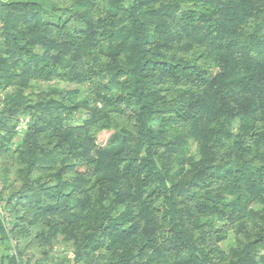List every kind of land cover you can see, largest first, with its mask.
Returning a JSON list of instances; mask_svg holds the SVG:
<instances>
[{
	"label": "trees",
	"instance_id": "1",
	"mask_svg": "<svg viewBox=\"0 0 264 264\" xmlns=\"http://www.w3.org/2000/svg\"><path fill=\"white\" fill-rule=\"evenodd\" d=\"M0 187L6 264H264V0H0Z\"/></svg>",
	"mask_w": 264,
	"mask_h": 264
},
{
	"label": "rangeland",
	"instance_id": "2",
	"mask_svg": "<svg viewBox=\"0 0 264 264\" xmlns=\"http://www.w3.org/2000/svg\"><path fill=\"white\" fill-rule=\"evenodd\" d=\"M60 86L64 87V85H60ZM67 88H73V87L72 86H68ZM107 137H108V133H102V134L98 135L97 136V143L100 144V145L104 144L105 141H106V139H107ZM230 241H231V236H229L228 237V240L223 243V247L228 246V243ZM63 251H66V249L64 250L61 246H59L58 248H56V251L54 253H55L56 257L57 258L59 257L60 259L63 258V256L65 254H66L65 256H68L69 257L70 251L67 250L66 253H64Z\"/></svg>",
	"mask_w": 264,
	"mask_h": 264
},
{
	"label": "built area",
	"instance_id": "3",
	"mask_svg": "<svg viewBox=\"0 0 264 264\" xmlns=\"http://www.w3.org/2000/svg\"><path fill=\"white\" fill-rule=\"evenodd\" d=\"M24 122H25V120L23 118H21L20 119V125L16 129V131H18L19 134H21L22 128L24 126ZM0 191H1V187H0ZM0 219H1V222H2L1 224H3L5 226L7 221H8V218H7V215H6L4 204H3L1 199H0ZM5 230L7 231L8 228L5 227ZM69 257L71 258L72 254H69Z\"/></svg>",
	"mask_w": 264,
	"mask_h": 264
},
{
	"label": "crops",
	"instance_id": "4",
	"mask_svg": "<svg viewBox=\"0 0 264 264\" xmlns=\"http://www.w3.org/2000/svg\"><path fill=\"white\" fill-rule=\"evenodd\" d=\"M7 253L6 245L0 240V264H6L4 260V255Z\"/></svg>",
	"mask_w": 264,
	"mask_h": 264
}]
</instances>
